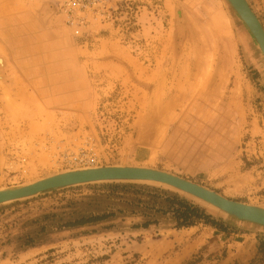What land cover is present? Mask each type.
I'll use <instances>...</instances> for the list:
<instances>
[{
  "label": "rangeland",
  "instance_id": "1",
  "mask_svg": "<svg viewBox=\"0 0 264 264\" xmlns=\"http://www.w3.org/2000/svg\"><path fill=\"white\" fill-rule=\"evenodd\" d=\"M54 1L0 0V189L138 166L264 207V59L224 33L223 11L240 21L225 0H131L130 25L80 37ZM246 1L264 29V0ZM92 186L1 205L0 264H264V228L183 195L213 225L59 230Z\"/></svg>",
  "mask_w": 264,
  "mask_h": 264
},
{
  "label": "water",
  "instance_id": "2",
  "mask_svg": "<svg viewBox=\"0 0 264 264\" xmlns=\"http://www.w3.org/2000/svg\"><path fill=\"white\" fill-rule=\"evenodd\" d=\"M226 1L248 27L264 54V29L247 1ZM113 183L141 184L168 190L191 198L204 206H212L219 210V213L234 221L248 222L264 227V207L227 199L199 184L166 171L138 166H105L71 170L45 177L29 185L4 188L0 190V205L77 186Z\"/></svg>",
  "mask_w": 264,
  "mask_h": 264
},
{
  "label": "trees",
  "instance_id": "3",
  "mask_svg": "<svg viewBox=\"0 0 264 264\" xmlns=\"http://www.w3.org/2000/svg\"><path fill=\"white\" fill-rule=\"evenodd\" d=\"M96 193L80 202L66 206L63 216L53 214L59 230L95 226L104 221L139 218L132 229H146L161 220L170 221L173 228L181 229L204 223L213 225L205 210L186 198L154 186L141 184H99L91 187ZM57 216V217H56ZM110 224L101 229H112Z\"/></svg>",
  "mask_w": 264,
  "mask_h": 264
},
{
  "label": "built area",
  "instance_id": "4",
  "mask_svg": "<svg viewBox=\"0 0 264 264\" xmlns=\"http://www.w3.org/2000/svg\"><path fill=\"white\" fill-rule=\"evenodd\" d=\"M56 9L75 36L91 33L94 24L111 27L128 26L132 17L131 0H55ZM75 160L77 159L74 158Z\"/></svg>",
  "mask_w": 264,
  "mask_h": 264
},
{
  "label": "bare ground",
  "instance_id": "5",
  "mask_svg": "<svg viewBox=\"0 0 264 264\" xmlns=\"http://www.w3.org/2000/svg\"><path fill=\"white\" fill-rule=\"evenodd\" d=\"M226 1V0H225ZM227 2V1H226ZM228 3V2H227ZM229 5V3H228ZM230 6V5H229ZM231 8V7H230ZM231 10L235 13V15L240 19V22L239 20H237V18L234 16V14L231 16L233 17V20H235L236 22L234 21H231V17L228 16V14L223 11V19H224V26H223V29H224V33H227L228 35H230V37L232 39H234L235 42H237V44H241L242 47H243V50H244V53L249 56V53H250V49L248 48V44L253 41L256 45V48L259 50L262 58L264 59V54L258 44V42L256 41L255 37L253 36V34L250 32V30L248 29V27L245 25V23L242 21V19L239 17V15L231 8ZM240 42V43H239ZM3 61L2 59L0 58V81L3 82L5 80L4 78V75H3V72H2V67H3ZM215 74L216 72L213 71L212 74H211V79H214L215 78ZM170 104V102H168ZM167 106V105H166ZM170 106V105H169ZM97 168V167H95ZM84 169H88V168H84ZM76 170H80V169H76ZM68 172V171H66ZM63 173V172H62ZM52 176V175H51ZM49 177V176H48ZM41 180V179H40ZM36 182V181H35ZM34 183V182H33ZM31 184V183H30ZM155 184V183H153ZM29 185V184H27ZM164 186V185H162ZM167 187V186H166ZM1 190V189H0ZM228 199V198H227ZM231 200V199H230ZM245 204V203H244ZM249 205V204H248ZM1 206V205H0ZM209 213L212 212V214H219V210H217L216 208H213L212 206H208L207 207ZM213 214V215H214ZM240 223H244L242 221H240ZM245 224H248V225H255V226H258L260 228H264L263 226H260V225H256V224H252V223H245Z\"/></svg>",
  "mask_w": 264,
  "mask_h": 264
},
{
  "label": "crops",
  "instance_id": "6",
  "mask_svg": "<svg viewBox=\"0 0 264 264\" xmlns=\"http://www.w3.org/2000/svg\"><path fill=\"white\" fill-rule=\"evenodd\" d=\"M245 231H250V230H247L245 228H243ZM252 232V231H250ZM236 237H241L243 239L242 241V244H248L250 243V241H252V237H255L254 234H251V233H246V232H243V233H239V235H235Z\"/></svg>",
  "mask_w": 264,
  "mask_h": 264
}]
</instances>
